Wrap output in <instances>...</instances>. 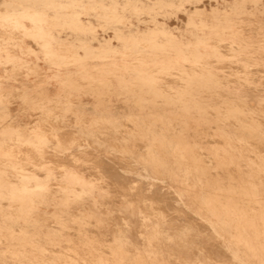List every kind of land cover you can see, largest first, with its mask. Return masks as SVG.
I'll return each instance as SVG.
<instances>
[{
  "label": "rangeland",
  "instance_id": "1",
  "mask_svg": "<svg viewBox=\"0 0 264 264\" xmlns=\"http://www.w3.org/2000/svg\"><path fill=\"white\" fill-rule=\"evenodd\" d=\"M95 1L0 0V264H264V0Z\"/></svg>",
  "mask_w": 264,
  "mask_h": 264
},
{
  "label": "bare ground",
  "instance_id": "2",
  "mask_svg": "<svg viewBox=\"0 0 264 264\" xmlns=\"http://www.w3.org/2000/svg\"><path fill=\"white\" fill-rule=\"evenodd\" d=\"M22 1H29V0H3V3L4 4H6L7 6H11V8H12V5H14V3L15 2H22ZM31 1H36V2H44V3H46L47 5H53V4H55L56 2H59L60 4L61 3H64V2H66V1H68V0H31ZM95 1V0H94ZM99 1V0H98ZM101 1V0H100ZM108 1V0H107ZM120 1V0H119ZM122 1H125V0H122ZM121 1V2H122ZM166 1V0H165ZM170 1V0H169ZM171 1H173V0H171ZM242 1V0H241ZM109 2V1H108ZM114 2V1H113ZM128 2V1H127ZM129 2H131V1H129ZM148 2V1H147ZM177 2V1H176ZM183 2V1H182ZM95 3H97L96 1H95ZM105 3V2H104ZM126 3V2H125ZM160 3V2H159ZM179 3H180V1H179ZM57 4V3H56ZM69 4V3H68ZM106 4V3H105ZM110 4V3H109ZM116 4V3H115ZM136 4V3H135ZM138 4V3H137ZM139 4H140V2H139ZM152 4V3H151ZM156 4V3H155ZM166 4H167V2H166ZM190 4V3H189ZM117 5H119V4H117ZM122 5V4H121ZM126 5V4H125ZM54 6H56V5H54ZM63 5H61V9L62 8H64V6L62 7ZM66 6V5H65ZM113 6V5H112ZM133 6H134V3H133ZM165 6V5H164ZM168 6V5H167ZM125 7V6H124ZM123 7V8H124ZM136 7H137V5H136ZM152 7V6H151ZM156 7V6H155ZM19 8V7H18ZM18 8H16V9H18ZM20 8H22V7H20ZM122 8V7H121ZM65 9V8H64ZM115 9V8H114ZM22 10V9H21ZM59 10V9H58ZM212 10V9H211ZM217 10V9H216ZM24 11V10H23ZM26 11V10H25ZM118 11V10H117ZM117 11H115V12H117ZM150 11H152V10H150ZM6 12L7 11H5V14H6ZM114 12V11H113ZM115 12H114V14H115ZM123 12V11H122ZM184 12H186L187 14H188V17L189 18H191L193 15H199V14H201V12H202V10H201V8L199 7V6H195V8L193 9V10H189V9H187L186 8V6L184 7ZM183 12V13H184ZM64 13H62V15H63ZM117 14V13H116ZM115 14V15H116ZM1 15V14H0ZM35 15V14H34ZM61 15V14H60ZM120 15V14H119ZM64 16V15H63ZM58 17V16H57ZM140 22V21H139ZM191 22H193L192 20H191ZM143 24H144V22H143ZM131 25V24H130ZM138 25V24H137ZM132 27H133V25H131ZM130 27V26H129ZM136 27V26H135ZM137 28V27H136ZM130 29V28H129ZM173 29V28H172ZM158 31H161V33H167V34H169L168 36L171 38V39H173V37H174V35L170 32V31H168V30H166L165 28H157V29H151V30H149V34H153V33H155V32H158ZM114 33V32H113ZM115 34V33H114ZM198 38V37H197ZM103 39V38H102ZM90 40V39H89ZM106 40H108V39H106ZM105 40V41H106ZM174 41H175V39H173ZM198 40V39H197ZM98 41H100V40H98ZM109 41V40H108ZM104 42V41H103ZM181 42V41H180ZM177 44L178 43V41H175L174 42V44ZM101 44H102V42H101ZM104 44V43H103ZM96 46V45H95ZM100 46V45H99ZM104 46H105V44H104ZM93 52V51H92ZM199 56V55H198ZM195 57H197V56H195ZM212 77V76H211ZM264 106V105H263ZM44 135H46V134H44ZM53 136H54V133H53ZM25 142V141H24ZM32 143V142H31ZM33 143H34V141H33ZM91 145V144H90ZM44 147V146H43ZM19 150V149H18ZM89 151V150H88ZM93 151V150H92ZM91 152V151H90ZM95 152V151H94ZM35 153V152H34ZM206 157V156H205ZM94 163V162H93ZM103 163V162H102ZM109 165H110V163H109ZM103 166V165H102ZM111 166H113V165H111ZM118 166V165H117ZM124 166V165H123ZM107 167V166H106ZM108 172V171H107ZM97 174V173H96ZM93 175V174H92ZM110 175V174H109ZM118 175V174H117ZM111 177V176H110ZM109 178V177H108ZM110 180H111V178H109ZM113 180H114V178H113ZM131 182V181H130ZM115 183V182H114ZM143 184V183H142ZM141 187V186H140ZM142 188V187H141ZM146 188V187H145ZM143 190V189H142ZM173 199V198H172ZM173 200H175V199H173ZM161 201V200H160ZM166 202V201H165ZM162 203H164V202H162ZM166 204V203H165ZM82 205V204H81ZM171 205V204H170ZM166 206H168L167 204H166ZM88 208V207H87ZM146 208V207H145ZM144 208V209H145ZM158 211V210H157ZM149 213V212H148ZM153 213V212H152ZM152 215V214H151ZM40 217H42V216H40ZM189 217V216H188ZM179 220V219H178ZM173 221V220H172ZM183 221V220H182ZM19 222V221H18ZM181 225V224H180ZM214 224H212L211 226H213ZM214 227V226H213ZM18 230V229H17ZM45 230V229H44ZM215 230H217V229H215ZM2 237V236H1ZM188 239V238H187ZM187 243V242H186ZM175 244H176V242H175ZM153 245H154V243H153ZM182 245H180V247H181ZM216 247V246H215ZM182 248V247H181ZM185 250V249H184ZM211 258V257H210ZM212 260V259H211ZM61 264V263H60ZM197 264H200V262H197Z\"/></svg>",
  "mask_w": 264,
  "mask_h": 264
}]
</instances>
